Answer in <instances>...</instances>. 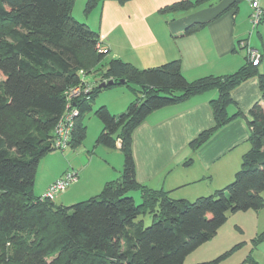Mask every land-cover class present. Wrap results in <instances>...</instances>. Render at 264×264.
Segmentation results:
<instances>
[{"label":"trees","instance_id":"trees-1","mask_svg":"<svg viewBox=\"0 0 264 264\" xmlns=\"http://www.w3.org/2000/svg\"><path fill=\"white\" fill-rule=\"evenodd\" d=\"M106 1L124 5L134 0H87L85 14ZM212 1H181L160 13L189 12ZM74 3L0 0V264H184L217 235L229 213L264 208V108L257 103L249 111L251 147L234 182L194 202L175 200L168 192L138 182L133 134L153 112L216 90L218 98L210 103L214 125L191 142L196 151L223 127L245 118L239 107L229 113L236 105L232 92L243 83L258 79L264 101L261 60L255 64L247 58L231 75L195 82L185 78L180 60L139 69L100 51L99 34L73 17ZM202 27L189 26L183 35L196 34ZM95 74L100 78L90 83V93L72 101L79 116L70 147L85 140L83 117L100 92L136 86L135 100L125 112L113 115L106 106L96 111L103 124L97 144L120 149L123 175L93 198L59 206L35 195L38 167L55 150L54 130L66 112L67 93ZM109 81L115 84L100 88ZM144 86L150 88L147 93ZM136 191L139 205L128 196ZM147 213L153 216L151 226L137 221ZM261 242L264 232L252 240L254 248ZM240 246L200 264H221ZM247 262L258 264L251 257Z\"/></svg>","mask_w":264,"mask_h":264},{"label":"crops","instance_id":"crops-1","mask_svg":"<svg viewBox=\"0 0 264 264\" xmlns=\"http://www.w3.org/2000/svg\"><path fill=\"white\" fill-rule=\"evenodd\" d=\"M181 1L192 0H134L124 5L106 1L90 14L84 12L82 18L99 34L108 59H121L139 69L180 60L189 82L222 77L235 73L246 63L249 47L260 54L259 70L264 74V36L257 34L263 46L260 48L254 39L256 29L251 26L253 10L249 0H213L189 12L160 13ZM194 24L203 27L196 34L184 36L185 29ZM86 80L96 83L90 77ZM231 96L236 105L229 108L230 115L239 107L245 118L223 127L196 151L191 149V142L214 125L210 103L218 98L216 90L153 112L133 134L138 182L168 192L175 200L191 202L213 195L233 182L251 147L249 111L257 103L264 108V101L256 78L243 83ZM131 101L125 98L119 108ZM104 148L113 158L111 154L117 149ZM91 162L70 171L78 174L77 182L71 185L73 190L84 187L95 189L91 194H100L107 183L118 181L123 175L124 162L115 165L106 161L107 170L92 168ZM91 168L99 170L100 175L92 173L87 178ZM61 177L52 178L45 191L35 195L43 196ZM76 193L70 204L83 202L78 198L79 191ZM253 255L258 264H264V242L254 248Z\"/></svg>","mask_w":264,"mask_h":264},{"label":"rangeland","instance_id":"rangeland-1","mask_svg":"<svg viewBox=\"0 0 264 264\" xmlns=\"http://www.w3.org/2000/svg\"><path fill=\"white\" fill-rule=\"evenodd\" d=\"M86 1L87 0H75L73 11V17L77 21L85 24L86 22L83 20L82 16L84 14ZM251 26L255 27L252 22ZM255 29L254 39L259 44V47L263 48L257 34L261 32L264 36V21L262 24L255 27ZM99 76L100 74H95L90 78L91 80H96L100 78ZM136 88L137 87L134 85H130V87H116L103 90L95 97L94 101L91 103L92 110L83 117V124L86 127L85 140L76 148L69 147L65 150L55 149L41 160L34 185V193L41 195L52 178L57 176L61 177L72 171V169H82L85 165L88 166L90 160L92 161L91 167H99L100 170L108 169L105 164L106 161L115 165H118V163L121 165L124 162V155L120 149L112 153L111 155L113 158H110V155H108L109 151L97 144L98 137L103 130V124L96 116V111L100 107L106 106L113 115H119L125 112L128 106L135 100L132 90ZM125 98H130L132 101L128 105L126 104L127 106L119 108V105ZM92 168L89 170L87 178H90V174L92 173H95L96 176L100 175L101 172L99 170L92 171ZM72 186L68 188L66 192L56 196L54 201L57 205H73L70 204L72 203L71 199L72 197H77V191H79L78 198L83 199V201L99 195L91 194L95 193V189L88 190L83 187V189L73 190ZM128 196L133 197L137 205L142 203L140 192H132ZM137 221H143L145 226H151L153 224V216L147 213L141 215ZM262 232H264V208L258 212L229 213L227 222L219 229L217 235L187 256L184 264L211 262L231 251L237 245H241L240 248L233 252V254L226 258L221 264H250L248 262L245 263V261L250 257L255 261L252 240Z\"/></svg>","mask_w":264,"mask_h":264},{"label":"built area","instance_id":"built-area-1","mask_svg":"<svg viewBox=\"0 0 264 264\" xmlns=\"http://www.w3.org/2000/svg\"><path fill=\"white\" fill-rule=\"evenodd\" d=\"M249 2L253 10L252 23L255 27H257L261 24L264 18V0H249ZM100 51L107 52V50L103 47H100ZM247 58L255 64L261 60L260 54L249 47L247 50ZM92 88V84L88 83L86 79L83 78V85L78 86L67 93L66 112L63 114L54 130L53 147L55 149L65 150L70 147L75 122L79 116V110L72 105V101L75 98L80 97L82 94L84 95L90 93ZM77 180L78 174L76 172L64 174L61 178L50 185L46 193L41 196V199L54 201L56 196L66 192L72 184L77 182Z\"/></svg>","mask_w":264,"mask_h":264},{"label":"water","instance_id":"water-1","mask_svg":"<svg viewBox=\"0 0 264 264\" xmlns=\"http://www.w3.org/2000/svg\"><path fill=\"white\" fill-rule=\"evenodd\" d=\"M121 83H125V81H121ZM115 84V82L114 81H109L108 83H102L101 85H100V88H107L108 86H113ZM149 87H146V86H144V87H142V90L144 91V93H147L148 91H149Z\"/></svg>","mask_w":264,"mask_h":264}]
</instances>
